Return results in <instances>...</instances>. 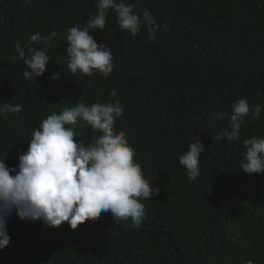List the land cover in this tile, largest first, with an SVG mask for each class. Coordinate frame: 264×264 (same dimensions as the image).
I'll return each instance as SVG.
<instances>
[{
    "label": "trees",
    "instance_id": "1",
    "mask_svg": "<svg viewBox=\"0 0 264 264\" xmlns=\"http://www.w3.org/2000/svg\"><path fill=\"white\" fill-rule=\"evenodd\" d=\"M123 2L135 5L141 31L122 32L108 10L104 30L90 33L111 50L113 71L104 77L73 75L66 55L68 29L83 28L98 0H0V108L22 106L19 113L0 112V160L16 168L32 132L52 113L77 102H119L123 114L114 133L125 137L134 163L160 193L139 201L145 206L140 228L131 219L116 224L111 214L76 230L68 223L52 228L13 211L5 217L10 241L0 264H264V174L240 167L243 141L264 139V0ZM144 11L159 29L153 41ZM53 31L50 47L29 45L33 34L50 38ZM17 43L26 56L28 47L46 51L43 75L24 79L28 69ZM56 73L61 78L50 79ZM239 99L250 110L260 106V116L252 119L250 111L239 140L213 141L230 131L231 106ZM82 131L77 139L85 144L100 135L88 126ZM199 140L205 151L192 181L179 156Z\"/></svg>",
    "mask_w": 264,
    "mask_h": 264
},
{
    "label": "clouds",
    "instance_id": "2",
    "mask_svg": "<svg viewBox=\"0 0 264 264\" xmlns=\"http://www.w3.org/2000/svg\"><path fill=\"white\" fill-rule=\"evenodd\" d=\"M109 9L116 13L122 32L136 36L141 31V17L135 14V5L123 0H98L96 14L90 15L83 28L76 25L68 29L67 67L73 75L79 72L92 76L99 72L107 77L113 71L111 50L105 44L98 45L90 35L104 30ZM143 25L149 40L153 41V33L159 29L147 11L143 12ZM56 35L55 31L50 38L33 34L29 45L50 47L51 38ZM15 49L28 69L23 72L25 80L33 81L45 73L50 60L45 50L28 47L26 56L19 43ZM60 78V73L50 77L53 80ZM111 96H116L114 90ZM21 111L22 106L14 107L10 103H4L0 108V112L8 114ZM250 111L252 119H256L262 109L256 106L250 110L246 99L233 103L230 131L223 137L216 135L211 139L239 140L241 125ZM122 114L123 105L119 102L91 106L77 102L60 114L52 113L40 123L31 134L27 151L19 155L16 168H9L3 159L0 160V250L5 249L10 241L5 217L13 211L21 220L42 221L52 228L68 223L71 230H76L86 221L96 222L109 214L116 224L131 219V227H141L145 206L139 201L158 196L160 190L144 179L141 167L134 163V150L125 137L114 133L116 120ZM223 115L221 113L214 119H222ZM4 118L7 119V115ZM85 126L100 133L87 144L83 139H77L83 135ZM76 128L81 131H75ZM242 146L247 151L242 153L241 169L250 175L264 174V139H245ZM204 151L199 140L179 156L180 165L192 181L200 175L199 162ZM13 172L16 174L12 175Z\"/></svg>",
    "mask_w": 264,
    "mask_h": 264
}]
</instances>
